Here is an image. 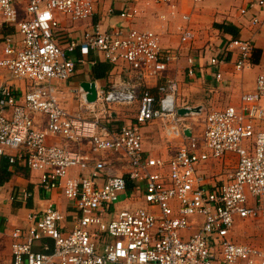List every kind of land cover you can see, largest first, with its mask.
I'll return each mask as SVG.
<instances>
[{
  "label": "built area",
  "instance_id": "obj_1",
  "mask_svg": "<svg viewBox=\"0 0 264 264\" xmlns=\"http://www.w3.org/2000/svg\"><path fill=\"white\" fill-rule=\"evenodd\" d=\"M256 4L263 6L264 0ZM56 13L87 21L94 14L93 0H0V29L14 26L19 38H3L0 68L24 84L22 92L8 85L1 88L0 159L7 160L8 170L24 166L39 173L45 199L59 190L76 210L70 228L52 204L30 210L25 228L10 231V264H264V250L230 238L237 218L255 219L264 213V74L257 76L252 92L240 96L238 106L206 113L203 134L196 138L187 115L177 113L174 82L157 97L141 93V82L179 58L176 51L161 48L157 34L123 26L107 32L97 24L77 41L60 27ZM120 17L132 14L124 11ZM193 38L191 31L180 33L183 44ZM78 48L82 58L97 54L114 66L124 64L129 76L96 89L94 103H87L81 87L74 91L92 118L61 107L60 90L53 85L73 78L82 61L74 56ZM227 49L238 51L234 68L241 72L252 53L251 42L233 39ZM225 52L210 60L212 67L223 64ZM187 63L192 77V59ZM134 105L130 126L111 125L109 106ZM35 115L44 117L43 129L36 128ZM152 122L162 124L169 143H178L168 159L150 157L143 149L141 129ZM49 136L85 143L90 154L107 155V162L48 144ZM110 155L126 164L125 174L112 173ZM229 156L236 159L235 168L218 185L206 166ZM130 189L141 194L147 207L115 212L113 207ZM30 197L22 189L10 199L25 206Z\"/></svg>",
  "mask_w": 264,
  "mask_h": 264
},
{
  "label": "crops",
  "instance_id": "obj_2",
  "mask_svg": "<svg viewBox=\"0 0 264 264\" xmlns=\"http://www.w3.org/2000/svg\"><path fill=\"white\" fill-rule=\"evenodd\" d=\"M249 3H251L249 0H201L198 3L193 0H173L171 4H155L151 0H93L94 14L84 24L79 23L76 27L65 28L58 20V13L55 14V19L60 27L73 40L77 41H80L84 31L97 24L107 32H111L114 27L123 26L127 29L149 30L157 34L161 48L164 51H176L179 58L156 77H149L141 82V93L157 97L170 82H174L178 88V107H200L201 109L199 113L187 115L186 119H190V116L201 115L202 119L198 121V124H203L206 113L212 110H221L229 105L238 106L240 96L252 92L257 76L264 74V5L258 6L256 0H254L253 7H250ZM243 9L246 10L245 14L241 13ZM124 11L132 14V17L121 18L120 13ZM254 19L258 20L257 24L252 23ZM182 30L191 31L194 38L188 43H181L180 33ZM7 35L15 41L19 40L14 26L7 25L0 29V55L3 38ZM233 39L250 41L253 46L247 66L241 72L234 68L239 56L238 51L227 49V44ZM223 52L226 54L223 64L218 68L212 67L210 60ZM74 56L77 61H82L77 64L73 78L65 82L54 81L53 85L60 90L59 104L61 107L72 114L79 113L83 117L92 118L83 111L84 108L79 106L75 98L74 91L80 87V84L94 81L96 89L102 90L108 88L116 77L127 80L129 76L124 64L114 66L108 62L111 65L108 77L105 80H93L90 76L93 63L97 60L102 62L106 60L97 54L82 58L79 48ZM187 58H191L193 61L195 75L192 77L187 75L189 67ZM217 74L220 75V79H216ZM6 85L12 86L17 92L24 90L22 82L11 79L9 72L0 68V103L2 100L1 88ZM132 107L136 109L137 105L130 107L109 106L112 112L111 125L117 128L130 126L135 115ZM33 119L37 129L45 127L43 116L35 115ZM191 121L196 123L195 119ZM192 123H189L190 126ZM191 132L194 134L193 129ZM141 133L143 149L148 156L168 159L176 152L178 143L167 141L160 122L147 124L141 129ZM58 137L49 136L47 143L88 154L92 161L104 159L107 162V155L90 154L85 143L76 144L60 137L65 142L64 145H58L59 142H62ZM108 161L113 174L126 173V164L118 160L117 157L110 155ZM235 164L236 159L229 156L217 163L211 162L206 166V173L209 174V177L217 178V184L220 185L233 172ZM9 171L13 172V170ZM71 173H76V170ZM39 180V173L28 170L26 176L15 174L0 187V197L3 200V202L1 201L2 207H0V264L11 263L10 231L14 227L25 228L26 216L30 210L42 209L47 204H52L64 216L65 227H71L70 221L76 213L74 206L62 196L59 190L53 191L45 199L39 190ZM12 184L14 188L26 189L31 194L25 206L14 200V203H20L18 209L17 207L12 208L11 201L13 202V200L10 198L17 195L21 189L15 188V191H12L13 195L10 194V191H7ZM146 207L141 194L130 189L114 208L116 212L123 208ZM4 209L5 211L1 212ZM260 219L264 220V213L255 219L241 220L237 218L230 238L238 244L264 250V241L259 240L261 236H264V227L262 224L255 223L256 220L261 222ZM194 220L198 222V219ZM43 242L50 243L47 239H44ZM35 249L39 250L41 246L37 245Z\"/></svg>",
  "mask_w": 264,
  "mask_h": 264
},
{
  "label": "trees",
  "instance_id": "obj_3",
  "mask_svg": "<svg viewBox=\"0 0 264 264\" xmlns=\"http://www.w3.org/2000/svg\"><path fill=\"white\" fill-rule=\"evenodd\" d=\"M111 71V65L107 61H100L97 60L93 63L91 70H90V76L93 80L99 81V80H105L109 72ZM8 162L5 158L0 159V187L3 186L5 183H7L11 177L15 174H22L26 176L28 173V169L24 166H16L13 170V172H10L9 170Z\"/></svg>",
  "mask_w": 264,
  "mask_h": 264
},
{
  "label": "rangeland",
  "instance_id": "obj_4",
  "mask_svg": "<svg viewBox=\"0 0 264 264\" xmlns=\"http://www.w3.org/2000/svg\"><path fill=\"white\" fill-rule=\"evenodd\" d=\"M57 14V13H56ZM57 17H58V20H60V22H61V24H62V26L63 27H65V28H69V27H76L77 25H79V23H85L86 21H73V20H71L70 18H68V17H63L61 14H57ZM82 68H84V67H82ZM188 96V95H187ZM195 100H196V98H194ZM183 101V100H182ZM186 102V101H185ZM132 108H134V107H132ZM135 108H134V112H135ZM129 112H132V111H129ZM131 114V113H130ZM196 115V114H195ZM196 120V123H192L193 121H191V120ZM200 119H202V116L200 115V116H190V119H186L187 121L186 122H188V124L189 123H192L191 124V127H192V129H193V135L196 137V138H200L201 136H202V134H203V130H204V126H203V124H198V121H200ZM58 138H60V137H58ZM60 141L62 140V142H59L58 143V145H64L63 143L65 142V140H63L62 138H60L59 139ZM15 186H16V184H15ZM16 188V187H15ZM14 188V185L12 184L11 186H9V189H8V191L7 192H9L10 191V194H12L13 192V190L15 189ZM17 190H20L21 188H16ZM22 190V189H21ZM15 191V190H14ZM13 195V194H12ZM11 196V195H10ZM1 201L3 202V200L1 199ZM11 206H12V208H16L17 207V209L20 207L19 206V204L18 203H14V201L12 202L11 201ZM17 204V205H16ZM1 205V204H0ZM24 205V204H23ZM135 205H137V204H135ZM0 207H2V205L0 206ZM115 207V206H114ZM114 207H113V209H114ZM25 209H27V208H25ZM5 211V209L3 210V211H1V212H4ZM261 220V219H260ZM259 221V220H258ZM257 220H256V224H258V225H261L262 224V226L264 227V220H261V222H258ZM1 222V221H0ZM3 229V228H2ZM259 240H261V241H264V236H261V238L259 239Z\"/></svg>",
  "mask_w": 264,
  "mask_h": 264
},
{
  "label": "water",
  "instance_id": "obj_5",
  "mask_svg": "<svg viewBox=\"0 0 264 264\" xmlns=\"http://www.w3.org/2000/svg\"><path fill=\"white\" fill-rule=\"evenodd\" d=\"M80 87L83 89V91L86 93L85 99L87 103H94L96 100V84L94 81L91 82H82L80 84ZM200 107H189V108H179L177 110L178 115L180 116H186L189 114L199 113ZM186 135H190L188 131H185Z\"/></svg>",
  "mask_w": 264,
  "mask_h": 264
}]
</instances>
